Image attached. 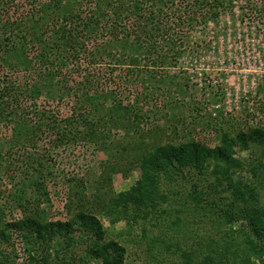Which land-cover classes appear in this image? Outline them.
Here are the masks:
<instances>
[{
    "label": "trees",
    "instance_id": "obj_1",
    "mask_svg": "<svg viewBox=\"0 0 264 264\" xmlns=\"http://www.w3.org/2000/svg\"><path fill=\"white\" fill-rule=\"evenodd\" d=\"M244 1L243 17L264 14L255 0ZM233 7L234 0H0V169L16 167V154L37 172L47 161L38 152L46 133L57 144L109 150L113 130L151 134L146 118L166 111L162 101L170 104L187 86L170 71L192 42L184 27ZM179 122L166 131L177 135ZM144 131L136 137L139 156L103 164L98 192L88 195L83 180H72L81 191L65 220H44L41 206L51 202L40 179L33 205L12 201L16 190L1 177L0 264H125L126 235L146 244L154 264H264V125L235 137L220 131L214 146L176 137L177 145L169 140L154 151L144 148ZM235 147L250 151L248 162ZM130 166L139 179L113 192L110 176H127ZM243 170L250 182L234 178ZM14 208L20 217L10 214ZM99 215L126 229L111 231ZM215 224L221 239L210 236ZM109 230L115 237L107 239Z\"/></svg>",
    "mask_w": 264,
    "mask_h": 264
},
{
    "label": "rangeland",
    "instance_id": "obj_2",
    "mask_svg": "<svg viewBox=\"0 0 264 264\" xmlns=\"http://www.w3.org/2000/svg\"><path fill=\"white\" fill-rule=\"evenodd\" d=\"M244 2L234 0L231 12H222L215 21L184 27L192 42L170 71L184 78L183 82H187V86L182 91L174 90L180 95L174 93L170 104L162 101L166 111L146 118L145 127L151 132L154 130L151 134L139 128L140 132L147 134L143 136L144 148L150 145L149 149L154 151L158 143L165 144L174 140L177 145L179 139L191 138L214 146L220 144L217 140L220 131H228L229 135L235 137L242 130L264 125V14L263 9L247 11L245 20H242L244 17L239 5ZM255 2L258 6H264V0ZM159 98L157 100L160 103ZM65 104H70V97L66 98ZM176 119L180 120L179 131L177 135H171L166 129ZM157 127L161 128L157 130ZM139 131H111L108 138L113 142L112 150L88 141L57 144L55 136L46 133L40 138L38 152L47 157V161L37 172L19 165L20 159L15 154V164L18 165L7 172L0 169V178L2 177L3 185L16 190L12 201L18 199L23 202L25 199L33 205L37 202L33 184L40 179L45 183L51 202H44L41 206L45 210L44 220H65L68 218L67 203L81 191L72 180H83L86 186L84 191L88 195L98 192L96 186L102 178L101 172H105L103 164L108 159L115 157L119 160L123 158L120 154L129 158L140 155L142 149L137 147L136 138ZM235 150L237 158L248 162L250 151L239 147H235ZM213 168L211 165L209 172ZM139 177L140 170L137 167H131L127 176L124 172L114 173L110 176V189L115 193L128 190ZM234 178L251 181L250 175L244 170L239 171ZM10 214L14 218L20 217V211L15 208ZM99 218L111 231L126 229L125 222L112 227L104 216L99 215ZM237 227L238 225L233 229ZM172 228H175L174 225ZM210 229L213 230L210 236L221 239L222 234L219 233L217 224ZM136 231L139 233L140 228ZM109 233L107 239L115 237L110 230ZM124 239L127 243L125 264H154L145 243L135 244L129 235ZM95 262L92 260L89 264H96ZM252 262L257 261L253 258Z\"/></svg>",
    "mask_w": 264,
    "mask_h": 264
}]
</instances>
